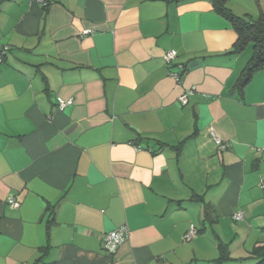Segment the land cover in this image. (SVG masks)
Here are the masks:
<instances>
[{"label": "crops", "instance_id": "crops-1", "mask_svg": "<svg viewBox=\"0 0 264 264\" xmlns=\"http://www.w3.org/2000/svg\"><path fill=\"white\" fill-rule=\"evenodd\" d=\"M226 7L264 15V0ZM236 39L213 0L2 1L0 264H253L264 68L238 94L252 49L226 55ZM121 227L109 254L102 236Z\"/></svg>", "mask_w": 264, "mask_h": 264}, {"label": "trees", "instance_id": "trees-1", "mask_svg": "<svg viewBox=\"0 0 264 264\" xmlns=\"http://www.w3.org/2000/svg\"><path fill=\"white\" fill-rule=\"evenodd\" d=\"M2 1L4 0H0V5ZM227 1L228 0H213L214 11L223 16L230 23L237 37L232 50L226 55L240 54L249 45L252 49L251 58L244 67L236 84L237 92L241 95L254 74L260 72L264 68V15H260L256 20H252L249 17L236 16L226 7ZM3 49L4 47L0 48V53H3ZM10 51L9 48H6L0 62H3ZM195 199L202 202L200 196H195ZM245 259H252L254 262L253 264H264V242L257 243L249 253V256ZM228 260H230L228 251L225 247L220 246L219 257L216 263H223Z\"/></svg>", "mask_w": 264, "mask_h": 264}, {"label": "built area", "instance_id": "built-area-1", "mask_svg": "<svg viewBox=\"0 0 264 264\" xmlns=\"http://www.w3.org/2000/svg\"><path fill=\"white\" fill-rule=\"evenodd\" d=\"M37 3L40 4L41 7L46 8L47 6H49L52 2H54L55 0H35ZM89 31L84 32L83 34L86 35L88 34ZM6 51V48L3 49V53H0V60L4 54V52ZM176 57V53L174 51H170L168 53H166L164 55V62L166 64H171L172 61L175 59ZM171 76L174 78V80L176 82H178V76L176 74H171ZM194 94V88L188 89L186 90L182 96L179 99L180 104L185 105L188 102V97ZM72 104V102L69 101H65L62 100L60 98L57 99V108L59 110L64 109L67 106H70ZM215 146L219 149V150H226L228 148V143L227 142H223L220 139L213 137ZM261 189H264V183L260 184L259 186ZM8 203L10 204V206L12 208H18L19 207V202L16 201L14 198L10 199L8 201ZM243 219V216L241 213H238L236 215L233 216V220L235 221H240ZM123 233H125V228L121 227L118 230H115L113 232H110L108 234H105L102 236V248L104 251L108 252L109 254H114L116 252V250L118 249V247L120 246L121 242H122V235ZM195 235V230L193 228V226L190 227L189 232L183 237V239L189 240L191 238H193Z\"/></svg>", "mask_w": 264, "mask_h": 264}, {"label": "rangeland", "instance_id": "rangeland-1", "mask_svg": "<svg viewBox=\"0 0 264 264\" xmlns=\"http://www.w3.org/2000/svg\"><path fill=\"white\" fill-rule=\"evenodd\" d=\"M242 11V10H241ZM242 15V14H241ZM241 17H243V16H241ZM250 48H251V46H250ZM229 236H231V234L229 233L227 236H223V241L225 242V243H228V242H230V240H228V242H226V240L225 239H227ZM233 237V236H232ZM237 242L239 243V245H240V248H236L235 247V245L237 246L238 244H237ZM246 242V238L245 239H243V238H239V239H237L236 241H235V243H233V242H231L230 243V245H232V248H234V252L232 253L231 252V254H230V257L232 258V257H237L238 256V254L241 252V251H243V244ZM249 242H247V244H248ZM243 253V252H242ZM232 255V256H231Z\"/></svg>", "mask_w": 264, "mask_h": 264}]
</instances>
